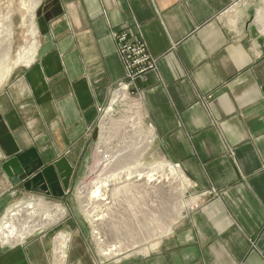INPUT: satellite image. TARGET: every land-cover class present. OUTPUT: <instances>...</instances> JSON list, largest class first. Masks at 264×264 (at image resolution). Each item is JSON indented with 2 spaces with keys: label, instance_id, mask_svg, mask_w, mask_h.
<instances>
[{
  "label": "crops",
  "instance_id": "obj_1",
  "mask_svg": "<svg viewBox=\"0 0 264 264\" xmlns=\"http://www.w3.org/2000/svg\"><path fill=\"white\" fill-rule=\"evenodd\" d=\"M35 22L34 61L0 88V165L36 148L77 169L128 83L114 37L127 32L157 59L127 96L199 203L147 253L100 259L87 226L68 222L0 243V264H264V0H41ZM24 195L0 172V208Z\"/></svg>",
  "mask_w": 264,
  "mask_h": 264
},
{
  "label": "bare ground",
  "instance_id": "obj_2",
  "mask_svg": "<svg viewBox=\"0 0 264 264\" xmlns=\"http://www.w3.org/2000/svg\"><path fill=\"white\" fill-rule=\"evenodd\" d=\"M39 5L40 0H22V26L27 30L28 37L33 39V43L31 45L28 43L27 46L21 49L12 66H9L10 54L9 49L7 50L12 42V39L8 41L13 35L12 18L8 14L0 20V88L11 75L14 67L19 65L29 66L34 61L37 52L35 17ZM126 91V88H123L119 99L127 96ZM113 115L114 104L104 122L105 127L100 147L104 158L103 163H101V176L96 181L94 180L93 185H86L80 191V199L85 203L83 206L92 218L90 219L93 224L94 240L101 246V254L106 258H117L126 249L135 250L137 248L134 245L136 243L129 246L123 242L124 240L120 239L117 242L115 239L113 244L109 243L107 233L104 232L106 223L122 214V200L127 199L134 206V208L132 207V214H130L132 218L127 222H125L126 220L122 222L112 220V222L116 228L123 224L128 225L129 229H133L140 214L148 216L151 213L152 206H150L149 196L159 188L169 187L178 180H182L184 185L188 181L179 166L168 163L148 168L142 165L141 158L148 151L146 147L154 142V133L151 132L147 140L139 139V133L142 134L143 132L141 131V122L137 121V117L133 116L125 121H118L113 118ZM121 126H125V128L122 130ZM119 130H122V138L117 137L119 140L115 141L113 139L118 135ZM194 204H196V201L186 205L184 209L192 207ZM46 206H48L47 202L40 198V200L18 204L7 211L8 213L0 224V243L11 244L25 241L40 228L56 223L66 215V210L60 206L56 207L55 210L43 209ZM180 215L181 213L172 222L177 221ZM161 230L160 233L158 231L155 234L157 237L156 242L148 248V251L155 249L160 244L161 239L171 232L172 225L163 226ZM117 233L120 235L119 231ZM67 242L65 238L57 240L58 259L66 257ZM142 251L147 253L146 249H142Z\"/></svg>",
  "mask_w": 264,
  "mask_h": 264
},
{
  "label": "rangeland",
  "instance_id": "obj_3",
  "mask_svg": "<svg viewBox=\"0 0 264 264\" xmlns=\"http://www.w3.org/2000/svg\"><path fill=\"white\" fill-rule=\"evenodd\" d=\"M21 3H22V0H0V20L5 18L8 14H10L12 18L11 25L13 29V35H12V38L8 40L10 41L12 39V42L10 46L7 48V50L9 49V54H10V60H9L10 65L9 66L13 65L21 49H23L24 46H27L28 43L32 44V41H33L31 40V38L28 37L27 30L25 29V27L22 26L23 25V22H22L23 10L21 7ZM35 21H36V17H35ZM35 26H36V22H35ZM21 67H23V65L14 67L11 75L13 74V72H15ZM11 75L9 76V78L11 77ZM9 78L5 82H7ZM5 82L3 84H5ZM122 91L123 89L118 91L116 94L114 93L115 95L113 94V96H111L109 103L103 109L95 125L94 133L90 138L88 148H84L79 158L77 159L76 161L77 169H74V174H73L71 183L69 184V189H70L69 190L70 192L68 193L69 195L66 198H63L62 200L61 199L50 200V199L45 198L44 195L39 196L43 198L42 200L46 201L48 204V206H46L43 209L47 208L48 210H53V209L55 210L56 207L60 206L61 208H64L66 210V215H68V217H66L65 215L63 219L47 226V228L46 227H44L45 229L40 228L43 230L38 231L32 237H30L31 236L30 235L29 236L30 238L28 237V239H32L34 237L36 238L37 236L44 234L45 231L51 230L52 227L53 229H55L56 226L65 225L68 222L73 223V225L75 226L85 225L87 226L86 227L87 230L90 232V239L93 241L95 245V252L99 255L100 259L106 258L105 256L101 254V246L94 240L93 224L91 220L92 218L90 214L87 213V211L85 210L83 206L85 203L80 199V191L83 189V187L86 185H89V186L93 185V183L101 176V172H102L101 163H103L104 158L101 153L100 147H101V139L103 137L104 127H105V124H104L105 117L107 116L110 108L114 104L113 118L115 120L125 121L126 119L135 116L137 117V121L139 120V122H141V125H142L141 131L143 133L142 134L141 132L139 133V139L142 138V139L147 140V137H149V134L153 132V130L149 129L148 124L144 120L143 114L140 110V102L137 100L136 96L135 95L125 96L124 98L119 99L120 97L119 95ZM121 128L123 130L125 126L124 127L121 126ZM122 130L118 131V135H116L113 140L118 141L120 138H122V135H121ZM149 145L146 147L147 148L146 150L148 151H146L144 156L141 158L142 165H145L148 168L150 167L154 168V167H157L159 164L170 163L164 157L160 148H156V145H154V142ZM182 174L184 175L183 172ZM188 181L184 185L182 180H178L172 185H170L169 187H166V188L162 187V189L159 188L151 196H149L150 206H152L151 213L148 216H144V214H140V216L138 215L139 218L137 219V222L134 225L133 229H129L130 227H128V225H123V224L122 226L120 225L119 228H116L115 224L112 222V220H114L115 222L117 221L122 222L126 220L125 222H127L130 220V218H132V215L130 214H132L131 212L134 206L131 205L129 200L127 199H124V201L122 200V203H121L122 214L121 215L119 214L117 218L115 217L113 219L110 218L112 220H110V222L108 221L109 223H106L107 225L108 224L110 225L108 226L105 225L106 228L104 227V232L107 233L106 236H107L109 243L113 244L115 239H116V242L119 241L120 239L122 241L124 240L123 242H125V244L129 246L136 243L134 245L137 248L135 250L131 248L126 249L123 253L117 256V258H121L123 256L130 255V254H134V255L138 253L141 254L143 253L142 249H146L147 252L153 250V249H150L148 251V248H150L152 244L156 242L155 239H157V237L155 236V234L158 231L159 233L162 231L161 227L163 226L167 227L168 225H172L173 227V225L180 218H182L183 215H185L189 210L194 208L199 203V196L194 190L190 181L189 182ZM32 198L38 199V196L34 194L31 197H28V195H24L23 197L19 196V197L13 198V200H11L10 202L4 203V205H2V207L0 208V215H1L0 224L2 223L1 221H3L2 219H4V215L6 211L12 205L20 201H29ZM193 201H196V204H194L192 207H189V208L187 207L186 209H184L186 205L192 203ZM143 208L141 209L143 210ZM180 213H181L180 218L173 223L172 221H174L175 218H178ZM59 229L60 228L57 227V232L59 231ZM118 231L120 235H118L117 233ZM57 232L55 234L58 236L59 235L58 233L60 232L58 233ZM106 259H115V258H106Z\"/></svg>",
  "mask_w": 264,
  "mask_h": 264
},
{
  "label": "water",
  "instance_id": "obj_4",
  "mask_svg": "<svg viewBox=\"0 0 264 264\" xmlns=\"http://www.w3.org/2000/svg\"><path fill=\"white\" fill-rule=\"evenodd\" d=\"M0 172L28 193L39 197V193L48 197L64 198L69 190L74 168L67 157L47 164L36 148H31L5 160L0 165ZM38 189H40L38 191ZM56 198V199H57Z\"/></svg>",
  "mask_w": 264,
  "mask_h": 264
},
{
  "label": "built area",
  "instance_id": "obj_5",
  "mask_svg": "<svg viewBox=\"0 0 264 264\" xmlns=\"http://www.w3.org/2000/svg\"><path fill=\"white\" fill-rule=\"evenodd\" d=\"M118 44V54L125 66L128 83L123 88L130 91V86L139 78H143L148 72L157 69V59L152 57L146 44L142 41H131L127 32L115 33Z\"/></svg>",
  "mask_w": 264,
  "mask_h": 264
},
{
  "label": "flooded vegetation",
  "instance_id": "obj_6",
  "mask_svg": "<svg viewBox=\"0 0 264 264\" xmlns=\"http://www.w3.org/2000/svg\"><path fill=\"white\" fill-rule=\"evenodd\" d=\"M39 190H40V189H38V191H39ZM38 195H39V196H43V195H44L45 198L50 199V200H53V199H56V198H57V197H54L53 194H51V196H49V197H48L47 195H45V194H42V193H39Z\"/></svg>",
  "mask_w": 264,
  "mask_h": 264
}]
</instances>
